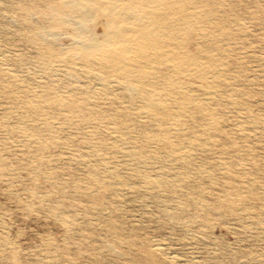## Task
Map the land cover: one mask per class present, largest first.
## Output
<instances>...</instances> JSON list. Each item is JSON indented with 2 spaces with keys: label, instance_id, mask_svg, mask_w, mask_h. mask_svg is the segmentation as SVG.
<instances>
[{
  "label": "rangeland",
  "instance_id": "obj_1",
  "mask_svg": "<svg viewBox=\"0 0 264 264\" xmlns=\"http://www.w3.org/2000/svg\"><path fill=\"white\" fill-rule=\"evenodd\" d=\"M69 1L0 0V264H264V0Z\"/></svg>",
  "mask_w": 264,
  "mask_h": 264
},
{
  "label": "bare ground",
  "instance_id": "obj_2",
  "mask_svg": "<svg viewBox=\"0 0 264 264\" xmlns=\"http://www.w3.org/2000/svg\"><path fill=\"white\" fill-rule=\"evenodd\" d=\"M93 1L95 0H70L67 3L61 2L57 6L51 5L47 7V11L54 20L55 27L66 25L67 16L73 13H87V16H90L96 10L102 11L108 19L106 29L101 35L92 32H87L84 36L75 35L74 38L78 43V48L86 52L94 45L105 48L110 47V44L114 43L126 52L133 49L139 53L137 54V58H140L143 50L141 47L135 48L133 44H130L128 35L131 34L130 36H132V34L139 31L143 33L157 31V23L145 25V27L141 26L137 29H132L129 26V24H141L145 20V12L142 6L138 5V0H96L95 6L93 5ZM147 26H150L151 29L147 30ZM139 92H143V90L137 88V93ZM145 93H142L141 97L150 101L154 100L151 95H146Z\"/></svg>",
  "mask_w": 264,
  "mask_h": 264
}]
</instances>
